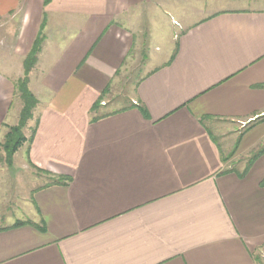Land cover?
Wrapping results in <instances>:
<instances>
[{
	"label": "crops",
	"instance_id": "0c3cea01",
	"mask_svg": "<svg viewBox=\"0 0 264 264\" xmlns=\"http://www.w3.org/2000/svg\"><path fill=\"white\" fill-rule=\"evenodd\" d=\"M8 15L0 140L43 21L45 40L0 264H264V151L230 169L264 143V0H0Z\"/></svg>",
	"mask_w": 264,
	"mask_h": 264
},
{
	"label": "rangeland",
	"instance_id": "374dc122",
	"mask_svg": "<svg viewBox=\"0 0 264 264\" xmlns=\"http://www.w3.org/2000/svg\"><path fill=\"white\" fill-rule=\"evenodd\" d=\"M45 3H47L46 0H45ZM153 17H155V19L159 18L158 15H156V14H153ZM141 18L142 19L139 21L147 22L145 11L143 12V15ZM160 18H161V20L158 23H159L160 29L163 30L164 27H167V25L164 24V22L162 21L163 17L160 16ZM1 21H2V24L0 23V58H1L0 59V67H1L0 70L7 73V71H10V68L7 70L5 64H7V63L14 64V59H12L10 56H5L6 55L5 50L7 49V47L11 46L12 38H14V36L16 34V28L18 25V16H15V17L11 16L10 17L8 15L7 17H5V19H3ZM37 35H38V33H37ZM37 35H36V37H37ZM42 36H43V41L41 42V50H42V46H43V43L45 40L43 31H42ZM36 37H35V39H36ZM35 39L32 42L30 50L27 52L26 56L31 51L32 46L35 42ZM41 50H40V52H41ZM40 52L37 55V59L40 55ZM132 53L134 55H136L135 56L136 60L134 62L135 67L133 69L131 68L128 75H123V74L120 75L119 89L117 91L115 90V92L113 91L111 95L107 96V99L112 100L113 103L116 104L117 107L128 101L129 97L133 93V87L136 84V82L138 81V79L140 78L141 73H142V70H140V68L138 66L141 64V58L137 54L136 51H133ZM25 57H24V59H25ZM35 66H36V64H35ZM30 72L28 74V80H29ZM22 77H23V61H22V74L19 75L16 82ZM21 109H22V102H21L20 98L18 97V95L14 93V96H13L12 101H11L9 116L7 118V123H4L2 125V130L4 131V136L0 140V180L3 181V182L1 181V183H0L1 184L0 185V196H1V198H3V199H1L2 204H0V211L5 212V213L0 214V216H2V217H0V225L5 224V223H10L14 219V215H17V214H11V213L16 212V207H12V205L14 204L16 206L17 202H19V200L16 198V192L15 191H18V192L23 191L25 189L24 188L25 183L30 182L32 179L31 170L26 172V171H24L25 169L23 170V169L19 168V160H18L19 157L18 156L23 158V156H22L23 151H21V153H19V155L17 156L15 161H14V156H13V158L11 160L12 163L10 165H8L6 163L4 150L2 149V144L4 142L5 135L8 133V131L10 130L11 127L18 125ZM33 113H34V110H33ZM33 113H32V115H33ZM29 121L30 120H28L26 126L21 130L26 139H27V136L30 135L33 131V128H31ZM262 145L263 146H259L256 151L251 152L250 154H246V155L240 154L239 156L238 155L236 157L234 156L235 158H231L230 169L236 170V171H239L240 169L242 170V168L247 169V167H249L251 162L254 161L261 154V151L264 149V143H262ZM14 164L16 167H14ZM15 168H16V170H15ZM17 172H19V173L17 174ZM34 172L35 173H32V174H36L38 176L44 175V173H39L37 171H34ZM17 185H23L24 187L19 188Z\"/></svg>",
	"mask_w": 264,
	"mask_h": 264
},
{
	"label": "trees",
	"instance_id": "16d2710c",
	"mask_svg": "<svg viewBox=\"0 0 264 264\" xmlns=\"http://www.w3.org/2000/svg\"><path fill=\"white\" fill-rule=\"evenodd\" d=\"M47 2V0H46ZM44 21L40 26V30L32 46L31 51L23 60V77L14 84V93L18 95L22 102V109L17 126L10 128L4 137L2 149L5 153L6 163L10 165L16 151L23 145L27 139L22 133V129L26 126L28 120L32 118L33 110L36 108L38 101L28 88V74L37 63V55L41 50V42L43 41L42 31ZM99 103V101H98ZM264 150V149H263ZM262 150V151H263ZM264 183V180H263Z\"/></svg>",
	"mask_w": 264,
	"mask_h": 264
},
{
	"label": "built area",
	"instance_id": "2783aa9c",
	"mask_svg": "<svg viewBox=\"0 0 264 264\" xmlns=\"http://www.w3.org/2000/svg\"><path fill=\"white\" fill-rule=\"evenodd\" d=\"M101 104H102V105H104V103H103V102H102Z\"/></svg>",
	"mask_w": 264,
	"mask_h": 264
}]
</instances>
